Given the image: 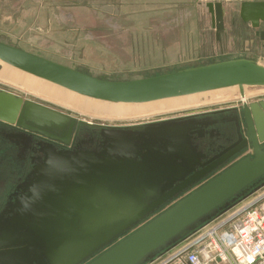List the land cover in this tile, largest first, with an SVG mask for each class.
<instances>
[{
  "label": "water",
  "instance_id": "95a60500",
  "mask_svg": "<svg viewBox=\"0 0 264 264\" xmlns=\"http://www.w3.org/2000/svg\"><path fill=\"white\" fill-rule=\"evenodd\" d=\"M200 1L216 41L230 14L264 47V0ZM0 62L114 109L230 88L244 99V89L264 88V63L248 57L125 81L93 77L2 42ZM230 111L234 118L205 117ZM231 122H239L238 139L207 159L195 142L212 137L218 125L225 144ZM0 123L62 146L77 127L99 131L98 150L38 149L42 159L0 215V264H147L264 186L263 101L118 128L77 121L0 90Z\"/></svg>",
  "mask_w": 264,
  "mask_h": 264
},
{
  "label": "flooded vegetation",
  "instance_id": "af4514ba",
  "mask_svg": "<svg viewBox=\"0 0 264 264\" xmlns=\"http://www.w3.org/2000/svg\"><path fill=\"white\" fill-rule=\"evenodd\" d=\"M1 1H6V0H0V3ZM7 1L10 2V0ZM32 1L37 5V7L41 11H44L47 14V19H48L47 24L54 26L55 29H59L60 25H66L68 23L75 24L77 28L80 27L77 29V31L81 34L82 39H84L85 42L93 43L94 41H96L95 43L98 42L102 44L104 49H106V54H101V55H98L93 49L91 50L88 49L89 52H87V55L92 53L94 57L103 56L105 57L104 61L110 62L112 64H115V62H118L119 59H122L124 61L131 62L132 66L134 67H139L140 64L144 63L145 59L147 58V53L144 51L139 52L135 48L133 51L130 50L125 51L122 49L123 48L122 45L127 42V38L125 36V30L121 28V26L119 25L115 26L116 24L113 22L112 16L113 17L118 16L117 11H115L114 14L113 13L111 14L109 13V10L111 9L107 10L106 6L102 8L100 7V10H95V8L93 9V4L87 5V3H83V2H87V0H32ZM77 1L79 2L77 3ZM90 1L93 3V0ZM189 2L190 3L193 2L192 3L193 10L194 7L196 8L203 7L199 5V3H203L200 0H191ZM195 2L197 6L193 5L195 4ZM103 13L106 16L108 15L107 16L108 18L105 19L101 18V15ZM76 15L77 17H79V20L82 21L81 26H78L80 24L75 23V19H77ZM163 15H165L166 17L167 13ZM116 19H121V18L116 17ZM193 20L199 22L202 21L201 23L202 26H204V29L201 30V32L204 33L202 35L200 34V36L202 37L203 41H207L203 51H205L208 48L210 49L212 48V52L209 49L206 50L207 54L209 52L212 55H216L217 53L223 54L224 52L238 49L231 43V41L229 42L228 40V38L233 40L234 36L235 38L237 36H242L247 38L246 40L247 42L249 41L248 45L250 47L253 46L257 40L253 35V30L250 27L246 26L248 24H244V23L238 24L236 23L235 16H231V17L225 16L224 23H225L226 33L221 36L219 41H216L214 34L215 32L213 29H211L210 16L205 13V10L204 13L202 12L199 19L195 11L192 12V10L190 11V9L188 10L187 8L184 9L183 12H180L176 18L173 19L171 18L165 21L163 25L161 23L160 24L161 29L156 27L152 30V32L155 33V35H162V34L167 35L168 32L173 31L178 27H183V26L185 27V24L187 26V24L189 22L191 23V21ZM1 21L2 19L0 17V42L2 43L17 47L18 49L21 50L26 49L27 47L28 48L38 47L40 49L47 50L49 49L48 48L49 46L50 47L52 46L49 45L48 43H44V42L42 43L39 40L34 43H31L34 41L33 37H29L28 39H25L22 38L23 37L22 35L10 36V34L5 30H4L5 32L2 33L3 31L2 29L4 28L1 27ZM100 24L106 26L107 28L106 33H102L98 31L97 27ZM168 24H173L172 28L170 29L167 28L166 25ZM227 24L231 25L230 30L228 29ZM6 26H8V23ZM233 29L235 30V32L233 31ZM26 30L28 34L35 33L36 31H38V29L32 27H28ZM233 33L235 34L233 35ZM243 47H245V45ZM243 51L244 48L242 52ZM68 56H70V54ZM241 57H243L242 54ZM100 60L102 61V59ZM230 109H234V107L221 109L217 111H223V110L227 111ZM234 116H235V112L230 111L227 113L224 112L222 114H213V115L210 114L205 117H207L210 121H215L227 117L234 118ZM157 122L153 121V122L141 123L138 125L124 126V127H136V126H142ZM124 127H118V128H124ZM214 127L215 130L211 135L212 137H210V135H207L204 141L195 142V144L198 146V150L201 151L203 154H205L207 159L213 157L214 155L219 153L222 149H224L225 147L236 141L241 131L239 122L238 123L231 122L230 124H228L225 128H227V131L229 132L227 137L229 141L223 144L224 140L219 139L216 133V129L219 128V126L217 125ZM98 132H99L98 129L95 128L86 129L83 127H77L74 131L73 139L70 145L62 146L58 143L46 140L37 135L25 133L17 129L15 126H10L0 123V170L3 169V171H0V215L5 209L8 208L9 205L14 204L16 197L17 196L19 197V195L21 194V190L18 189L19 186H21L23 182L27 180L28 175L33 170L34 166L37 164V160L40 158L42 159V155L38 152V149L40 147L52 145L56 151L68 150L73 152L78 150H83V151L98 150V143H99ZM16 136H21L19 141H17V138L16 139L14 138ZM203 144H207L206 148L205 145Z\"/></svg>",
  "mask_w": 264,
  "mask_h": 264
},
{
  "label": "rangeland",
  "instance_id": "374dc122",
  "mask_svg": "<svg viewBox=\"0 0 264 264\" xmlns=\"http://www.w3.org/2000/svg\"><path fill=\"white\" fill-rule=\"evenodd\" d=\"M98 0H93V3L90 0H87V5L93 4V9L100 10V7H104L106 4L97 3ZM79 1H77L78 3ZM164 6V5H163ZM160 9L157 5L147 4V9ZM181 8V7H179ZM107 13V12H106ZM108 16V15H107ZM104 13L101 15V18H108ZM162 21V20H161ZM116 24L123 28L125 27H134L132 21L124 19L113 20ZM160 21H155V24H158ZM141 24L144 26L147 35L149 31L156 28L152 22L142 21ZM71 24L60 25L59 29H69ZM142 26V27H143ZM54 27V26H53ZM55 28V27H54ZM99 32L106 33L107 28L103 24L98 25L97 27ZM76 36L80 38L81 41L85 42L82 39V36L79 35L77 31ZM88 43V49L95 50L98 55L106 54V49L100 43ZM85 44V43H83ZM191 50L194 51V56L189 59H184L179 61L173 66H157L151 67L147 66L144 63H141L139 67L132 66L131 62L124 61L119 59L118 62L112 64L110 62L104 61L103 56L94 57L92 53L87 55L83 53V50H78L75 52L70 50V46L62 48L59 52H37L49 56L54 62L64 63L69 68L78 70L83 73H87L93 77L110 80V81H125L133 80L139 78H145L149 76H155L159 74L174 72L176 70L205 65L216 61H224L232 58L241 57L239 53H234L233 51H227L223 54H216L212 56L209 52L207 54L205 51H197L198 46L191 44ZM205 48V47H204ZM69 49V50H68ZM70 54V56H68ZM102 59V61L100 60ZM259 62L264 63V60ZM160 65V64H159ZM0 90L10 92L22 99L30 100L35 103L41 104L45 107L51 108L58 112L64 113L75 118L77 121H83L92 123L95 125H104L109 127H124L138 125L141 123L153 122V121H162L175 118H182L191 115H201L208 114L217 110L226 109V108H237L240 107L242 102L239 96V91L237 88L226 89L220 91H214L204 94H199L195 97H188L177 100H164L162 102L149 103L147 105H124L121 108L120 113H111L106 109H101L100 103L90 102L74 93L66 91L57 86H51L50 83L38 80L34 77H31L27 74H24L16 69H13L9 66L0 62ZM264 93V88L256 89H244L245 99L247 103L256 102L253 101V97ZM137 113H151L143 117H128L132 114ZM247 152H244L246 155ZM243 155V156H244ZM4 166V165H3ZM0 171H3L1 169Z\"/></svg>",
  "mask_w": 264,
  "mask_h": 264
},
{
  "label": "crops",
  "instance_id": "0c3cea01",
  "mask_svg": "<svg viewBox=\"0 0 264 264\" xmlns=\"http://www.w3.org/2000/svg\"><path fill=\"white\" fill-rule=\"evenodd\" d=\"M189 1L191 0H98L97 3L102 5L105 3L107 10L111 9L109 10V13L111 14H114V12L117 11L118 16L113 17L111 15L113 20H115L116 17H120L121 19L132 21L134 27H121L125 30V36L127 38V42L122 45L123 50L133 51L135 48L139 52H146L147 58L144 62L148 67H168L173 66L184 59L186 60L192 58L194 56V51H190L191 44L197 45V51L203 52L207 41H203L202 37L200 36V34L202 35L204 33L201 32V30L204 29V26H202L201 23L202 21L199 22L193 20L191 23L189 22L187 26L185 24V27H178L177 29L168 32L167 35H155V33H153L151 30L147 35L146 29H144L145 24L143 26L141 22H145L147 20L152 22L155 27L161 29V23L163 25L165 21L171 18H176L179 13L183 12L186 8L188 10L190 9V11L192 10V12L195 11L197 17L200 19V15L202 12L204 13V10L199 7H194L193 10V2L190 3ZM224 3L230 4L231 2ZM147 4L157 5L160 7V9H147ZM193 5L195 6L196 2ZM162 13H167V16L165 17V15ZM0 15H2L0 16L2 19L1 27L4 28L2 29V33L7 31L10 36L22 35V38L25 39L33 37L34 41L31 43L39 40L42 43H48L49 45L53 46H49V49L47 50L40 49L38 47H27L26 49H23L27 52L39 55L51 61L53 60L49 58V56L37 52L57 53L66 46H70L69 49L75 52H78L77 49H82L83 53L89 52L88 43L81 41L80 38L75 34L77 29L80 27L77 28L75 24H71L69 29H55L53 26L47 24V14L44 11H41L32 0H10V2L7 0L1 1ZM226 16L231 17L230 14H227ZM235 19L236 23H242L237 16H235ZM155 21L160 22L159 24H155ZM81 22L82 21L79 20V17L75 19V23L80 24L78 26L82 25ZM7 23L8 26H6ZM166 26L170 29L172 28L173 24H168ZM246 26L249 27V25ZM28 27L36 28L38 31L28 34L26 30ZM227 27L230 30L231 25L227 24ZM233 31L235 32L234 29ZM234 34L235 33H233V35ZM79 35L81 34L79 33ZM234 38L235 36L233 37V40L228 38L229 42L231 41V43L236 48H238L233 50L234 53H239L240 55L242 54L243 57H248L255 61L264 60V47L258 40H256L255 44L250 47L248 45L249 41L247 42L246 40L247 38L242 36H237L235 39ZM244 45L245 47H243ZM239 48L242 50L244 48V51L242 52V50ZM208 49L212 52V48ZM62 65L67 66L64 63H62Z\"/></svg>",
  "mask_w": 264,
  "mask_h": 264
},
{
  "label": "built area",
  "instance_id": "2783aa9c",
  "mask_svg": "<svg viewBox=\"0 0 264 264\" xmlns=\"http://www.w3.org/2000/svg\"><path fill=\"white\" fill-rule=\"evenodd\" d=\"M147 264H264V186Z\"/></svg>",
  "mask_w": 264,
  "mask_h": 264
},
{
  "label": "bare ground",
  "instance_id": "6f19581e",
  "mask_svg": "<svg viewBox=\"0 0 264 264\" xmlns=\"http://www.w3.org/2000/svg\"><path fill=\"white\" fill-rule=\"evenodd\" d=\"M51 86H52V84H51ZM230 89H233V88H230ZM244 98H245V95H244ZM100 108L101 109H106V110H108L111 113H120L121 112V107H117V108L114 109V108H109V107L103 106V107H100ZM150 114L151 113H137V114L129 115L128 117H143V116L150 115Z\"/></svg>",
  "mask_w": 264,
  "mask_h": 264
}]
</instances>
